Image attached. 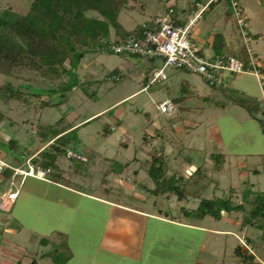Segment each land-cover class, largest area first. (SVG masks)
Returning <instances> with one entry per match:
<instances>
[{"label":"rangeland","instance_id":"1","mask_svg":"<svg viewBox=\"0 0 264 264\" xmlns=\"http://www.w3.org/2000/svg\"><path fill=\"white\" fill-rule=\"evenodd\" d=\"M138 1L141 7L122 10L119 14V21L126 31L134 30L151 16L162 14L166 2L181 15L196 3L204 5L211 0ZM239 2L249 19L250 47L264 62V9L257 0ZM29 4L30 0H0V8L9 6L21 13L27 12ZM213 7L203 20L196 23L193 34L200 31V34L220 35L224 46L230 45L226 41L231 34V46L244 50L233 15L226 11L224 1L220 0ZM219 31L222 34H218ZM218 49L223 51L220 46ZM210 53L215 54V49L206 46L205 55ZM160 66L157 59L87 55L77 71L85 84L68 93L66 99L48 92V88L54 85L46 84L30 72L16 71L10 77L0 76V85L10 82L15 87L27 82L35 90L44 89L45 99L58 103L40 108L36 99L29 97L25 90L27 94L15 98L11 106L0 105V161L17 169L16 176L10 180H2L0 176V207L4 205L3 210L0 209V264H30L33 260L39 264H54L50 255L54 250L66 257L70 253L66 264H123L122 260L100 249L110 214H116L117 210L111 211L81 193L185 220L178 211L175 198L151 194L154 185L146 172L150 150L164 148L171 171L182 175L192 173L202 161L206 162L204 168L208 169V153L219 151L225 155L226 170L214 176L222 189L215 195L227 194L230 186L244 189L243 185L264 192V132L259 122L264 117L260 114L253 117L246 109L232 103H263L257 101L261 92L256 78L251 74L237 78L225 74L223 85L212 88L198 75L165 69V75H172L168 81L163 79L147 92L142 91L141 78L150 68L159 69ZM114 77L120 79L115 81ZM180 80L189 84L190 94L177 104L175 120L170 124L166 122V116L156 110L155 104L176 98ZM240 88L247 94L238 91ZM88 121L91 122L86 124ZM72 125L77 130L68 139L58 141L68 146L58 156L57 166H52V175L57 176L56 183L80 193L73 194L55 184L23 177L20 171L28 170L25 162L29 156L38 148L43 146L44 149L52 144L53 141L45 146L53 131L62 132ZM144 134L152 135L147 145L142 144ZM55 151L48 148L46 152L53 154ZM186 156L189 163L183 161ZM133 171L138 173L136 179L129 176ZM117 174L121 177L116 178ZM125 182H134L135 192L145 204L135 200L133 192L122 186L121 183ZM212 188V185L206 188L202 196L211 198L214 194ZM16 189L18 198L14 207L8 210L10 200L7 198L11 193L4 192ZM194 201L195 205L192 202L186 206L196 208L198 200ZM231 216L241 223L242 214L233 213ZM206 221H210L212 228L231 229L238 233L237 228L229 227L223 220L207 218ZM145 224V248L150 246L153 250V264H215L212 254L215 250L219 254L216 264H237L233 250L239 240L231 235H208L204 239L203 234L167 223L147 219ZM246 228L250 247L258 258L264 260V237L260 231ZM42 239L45 244H41ZM204 240L207 249L197 255L199 244ZM240 240L245 242L247 239ZM209 245L216 248H210V251Z\"/></svg>","mask_w":264,"mask_h":264},{"label":"trees","instance_id":"2","mask_svg":"<svg viewBox=\"0 0 264 264\" xmlns=\"http://www.w3.org/2000/svg\"><path fill=\"white\" fill-rule=\"evenodd\" d=\"M219 1L210 2L208 7L211 9ZM223 1L226 5V11L231 12L229 0ZM257 2L264 9V0H257ZM166 3L163 12L167 10L168 5ZM196 4L190 10L195 9ZM141 6L142 4L138 0H30L26 13L18 12L9 6L2 7L0 8V76L10 77L16 71L30 72L34 74V77L44 80L46 84L54 85V87L48 88V92L57 95L58 98L66 99L68 93L77 88H82L85 84L80 80L77 71L81 61L87 55H115L109 48L111 44L131 38L134 40L142 38L143 29L141 25L148 23L150 19L157 15L151 16L132 31L124 30L119 21V14L122 10ZM172 7L175 12V19H179L178 23L188 17L190 10L179 15L177 9L174 6ZM246 23V31L250 36L248 17ZM221 39L220 35H214L212 43V47L215 49L214 57L228 56L223 53L225 46L220 42ZM219 46L223 51L219 52ZM126 56L143 58L136 55ZM231 56H235L246 63V55L241 48H238V51ZM148 60L152 61V59ZM150 69V73L145 75L142 82L143 87L147 85L148 79L153 73L154 69ZM152 86H149L148 89ZM25 90H27L29 97L36 99L40 108L58 105V103H51V100L44 98V96H47L44 94L46 93L44 89H41L43 91L35 90L27 82L15 87L10 82L0 85V105L11 106V102L15 98L18 99L27 94L24 92ZM178 90V96L170 100L175 107V111L170 115H165L166 122L170 124H173L175 120V112L178 109L177 104L190 94L189 85L185 81H181ZM232 103L246 109L253 117L257 114L264 117L262 104L249 101ZM147 115L145 113V116ZM95 119L97 118L93 120ZM89 122L91 121L86 122V124ZM259 122L264 132V120L260 119ZM74 127L72 125L68 130L62 132L53 131L52 137L45 142V144H48L53 141L52 144L42 149L36 157H33L35 153L33 152L29 156L30 159L25 162L27 168L31 164L35 169L49 170L45 180L42 181L57 182V176L52 175V166L59 163L58 156L62 155L68 146L66 143V145H61L58 141L68 139L67 137L77 130ZM111 130L109 128V131ZM151 136L144 134L142 144L147 145L151 140L150 138H152ZM48 148H54L55 153L48 154L46 152ZM163 151L164 148H161L160 150H150L147 153L149 159L146 172L154 185L151 194H160L162 197L175 198L176 201L183 202L180 212L185 218L201 220L209 217L217 221L223 213L228 216L233 213H240L242 214L240 229L251 227L260 231L261 236L264 237V192L254 191L251 185H243L245 186L244 189H240V186H230L227 194L223 192L220 196L215 195V192L220 189L214 176L226 170V158L223 153L219 151L208 153V169H205V163H202L194 168L189 175H182L171 171ZM183 161L189 163L190 159L186 156L183 157ZM14 168L11 166L4 168L0 173L2 180H10L15 177ZM211 185L213 186V196L211 198L203 197V191ZM189 199L198 200L195 209L189 210L187 208L186 203ZM246 239L245 242L249 245L250 238L246 237ZM40 242L41 244L46 243L45 239ZM233 254L238 258L239 264H253L252 255L239 242L238 246L234 248ZM50 255L54 264H66L71 257L70 253L66 257L59 250H54L53 254L50 253ZM30 264L39 263L33 260Z\"/></svg>","mask_w":264,"mask_h":264},{"label":"built area","instance_id":"3","mask_svg":"<svg viewBox=\"0 0 264 264\" xmlns=\"http://www.w3.org/2000/svg\"><path fill=\"white\" fill-rule=\"evenodd\" d=\"M216 1L211 0L210 2ZM209 3L204 5L196 4L195 9L181 23H178L179 19H175L173 7L168 5L165 12L150 19L148 23L141 25L143 29L141 39L134 40L131 38L109 46L115 55H136L160 61V68L153 70L147 85L143 87L142 91L146 92L149 86L165 79V69L198 75L209 87L214 88L223 85L225 74H251L256 78L258 86L263 91L264 68L259 64L256 54L250 47L251 37L246 31L247 16L238 0H229V3L235 25L243 43L246 63L231 55L218 57L205 55L193 40V28L202 19V15L208 9ZM112 79L115 81L119 80L116 77ZM262 107L264 108V101ZM155 108L164 115H170L175 111V107L170 100L156 103ZM6 167L8 166L0 161V173ZM16 170L14 169L15 174H17ZM48 172L49 170L35 169L31 164L28 165L27 171H20L23 177H32L38 180H45ZM13 198L14 194H10L7 199L12 201ZM3 206L1 204L0 209L3 210ZM239 243L252 255L253 264H264V260L258 258L246 242L239 239Z\"/></svg>","mask_w":264,"mask_h":264},{"label":"crops","instance_id":"4","mask_svg":"<svg viewBox=\"0 0 264 264\" xmlns=\"http://www.w3.org/2000/svg\"><path fill=\"white\" fill-rule=\"evenodd\" d=\"M213 8H214L213 6L211 9L208 7V9H207L208 11L206 10L203 13L204 15H202V18L204 19L206 17V15ZM191 11L192 10H190V12ZM190 12H189V14H190ZM225 16L227 19L228 18L227 14ZM202 33L203 34H200V31H199L197 34H195V35L193 34V40L197 43V45L202 49V52L205 54V47L206 46L208 48L213 49L212 43H213V38H214L215 34L212 35V34H208V33L205 34L204 32H202ZM219 33L222 34L220 31L218 32V34ZM255 37L258 38V36H255ZM231 38L232 37L230 34V37H228V39H227L228 41H226V43L229 42L230 45L227 43V45L225 46L224 52H223L226 55H234L238 51V48H235V47L233 48L231 46L232 40H233V38L232 39ZM208 56L214 57L215 55L210 53V54H208ZM257 57H258L259 64L262 66V68H264V62L261 61V59L259 58L258 55H257ZM149 70L151 71V69H149ZM150 71H148L147 73H150ZM173 72L177 73L179 71L173 70ZM145 75L140 80L141 84L145 78ZM239 76L240 75H236L234 77L237 78ZM171 77H172V75H166L165 80L168 81V79H170ZM226 77H229V76H226ZM181 81H183V80H180L178 85L181 83ZM231 84H232V82H231ZM142 88H143V86H142ZM259 89H260V87H259ZM147 91H148V89H147ZM238 91H240L243 94H247V91L244 90L243 88L238 89ZM260 92H261V97L257 98V101H259V100L264 101V91H261V89H260ZM46 145L47 144H45V146ZM42 149H43V146L41 148H38L37 150H35L33 157H36ZM202 163L206 164L205 161H202ZM111 174L113 175V173H111ZM137 175H138L137 171H133V173L129 176H133L136 179ZM184 175H186V174H184ZM187 175H189V173ZM117 177H121V175L119 174V176H118V174H117L116 178ZM29 178L40 181V182H44L45 184H48V185L49 184H51V185L55 184V186L63 188L65 191L71 192L73 194L74 193H80L79 191L68 188V187H66L60 183L45 182V181L38 180V179H35L32 177H29ZM133 183L134 182H129V183L125 182V183H121V184L127 190L133 192V195H134L133 198L135 200H138L141 203L145 204V200L139 194H136V192H135L136 190L134 189ZM221 190L222 189H220L219 191H221ZM4 193L14 194L13 200L10 201V203L8 204V210L10 208L12 209L14 207L15 201L17 200L18 195H19L18 189H16L15 191H11V192L7 191ZM80 195L87 198V199H90L92 201H96L98 203L104 204L105 206L111 208L110 209L111 211L117 210L116 214H110L111 218L109 217V222L107 223L106 231L104 233L105 235L101 239L100 249H102L105 253L112 255L114 258H118V259L122 260L124 262L123 264H153V257H154L153 250L150 248V246L145 248V239L143 237V229H145V225H146L145 223H146L147 219H150V220H153L156 222L158 221L160 223H167V224H170L172 226H177L179 228L185 229V230L190 231V232H196V233L203 234V237L205 236L204 239H206L208 235L216 236V237L230 236L231 235L237 241L241 238H245V239H246V237L249 238V235H247V233H248L247 228L240 229V222L237 220V218L233 217V216H228L225 213H223L221 215L219 220L220 221L223 220L226 223V225H228L229 227L237 228L238 233L235 230H231V229H218V228L210 227V224H211L210 221H206V219L209 217H205L201 220H196L194 218H186L185 220H181L178 217L168 216V214H155V213L147 212L143 208H139L136 206L131 207L129 205L114 203L112 201H108V200H104V199H101L99 197H96L94 194L81 193ZM175 201H176V199H175ZM194 202H195L194 199L193 200L189 199L187 201L186 205L191 204V203L193 205H195ZM182 204H183V202L176 201V205L179 207V210H178L179 212H180V208H181ZM188 209L190 210V208H188ZM192 209H195V208H192ZM242 234H243V236H242ZM205 243L206 242L204 240L202 243L199 244L197 255L204 252L205 251L204 249H207V248H205L206 247ZM210 248H216V247L209 245L208 250L211 251ZM185 252H187V251H185ZM212 254L215 256L214 259L216 261L215 262V264H216L218 262L217 260L219 259V257H216V256L219 254H218V252H216V250L213 251ZM235 258L237 260H234V261L235 262L237 261L236 263L239 264L238 258L237 257H235ZM194 264H197V263H194Z\"/></svg>","mask_w":264,"mask_h":264}]
</instances>
